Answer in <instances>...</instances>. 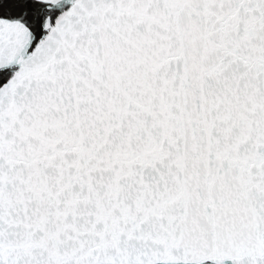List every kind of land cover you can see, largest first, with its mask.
I'll list each match as a JSON object with an SVG mask.
<instances>
[{
    "label": "snow or ice",
    "instance_id": "1",
    "mask_svg": "<svg viewBox=\"0 0 264 264\" xmlns=\"http://www.w3.org/2000/svg\"><path fill=\"white\" fill-rule=\"evenodd\" d=\"M0 264H264V0H0Z\"/></svg>",
    "mask_w": 264,
    "mask_h": 264
}]
</instances>
